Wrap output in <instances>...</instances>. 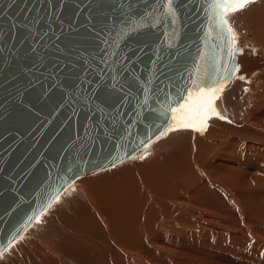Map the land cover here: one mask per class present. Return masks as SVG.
<instances>
[{
    "label": "water",
    "instance_id": "1",
    "mask_svg": "<svg viewBox=\"0 0 264 264\" xmlns=\"http://www.w3.org/2000/svg\"><path fill=\"white\" fill-rule=\"evenodd\" d=\"M175 4L178 18L160 0H0V253L81 174L177 127L145 112L152 88L175 100L173 85L235 76L238 47L206 36V0Z\"/></svg>",
    "mask_w": 264,
    "mask_h": 264
},
{
    "label": "bare ground",
    "instance_id": "2",
    "mask_svg": "<svg viewBox=\"0 0 264 264\" xmlns=\"http://www.w3.org/2000/svg\"><path fill=\"white\" fill-rule=\"evenodd\" d=\"M225 18L238 50L219 115L81 174L0 264H264V0Z\"/></svg>",
    "mask_w": 264,
    "mask_h": 264
},
{
    "label": "snow or ice",
    "instance_id": "3",
    "mask_svg": "<svg viewBox=\"0 0 264 264\" xmlns=\"http://www.w3.org/2000/svg\"><path fill=\"white\" fill-rule=\"evenodd\" d=\"M251 0H206L204 9L206 17L209 21L208 31L206 36L216 40H226L225 30L231 34L232 47L235 50L236 34L228 26L225 16L231 12H235L244 8ZM161 12L169 17L178 18V6L175 0H160ZM174 26L175 20H172ZM215 33V36L212 34ZM175 35V33H173ZM232 52L226 54L227 57L232 56ZM215 62V56L212 57ZM223 71V69L221 70ZM227 74V73H225ZM217 73L207 74L203 79L197 76L195 79H190L189 83L183 88L173 85L176 89L177 98L173 100L170 92L164 89L152 88L151 91L155 97L153 107L147 104L143 106L146 113H153L154 106L159 105L160 112L164 116V124L168 121H174L178 127L193 128L202 127L205 121L211 115H219L215 108V100L218 98V93L222 91L217 87L219 80ZM157 91H166L164 97L156 95ZM160 112H155L156 118H160ZM148 116H145L147 119ZM224 119V117H220Z\"/></svg>",
    "mask_w": 264,
    "mask_h": 264
},
{
    "label": "rangeland",
    "instance_id": "4",
    "mask_svg": "<svg viewBox=\"0 0 264 264\" xmlns=\"http://www.w3.org/2000/svg\"><path fill=\"white\" fill-rule=\"evenodd\" d=\"M117 164V163H116ZM114 166V165H113ZM108 168V167H107ZM105 169V168H104Z\"/></svg>",
    "mask_w": 264,
    "mask_h": 264
}]
</instances>
